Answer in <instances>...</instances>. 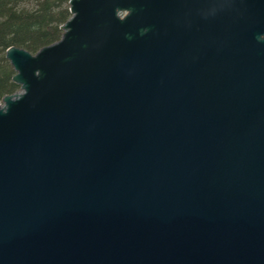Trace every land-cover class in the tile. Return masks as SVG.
<instances>
[{
	"label": "water",
	"instance_id": "obj_1",
	"mask_svg": "<svg viewBox=\"0 0 264 264\" xmlns=\"http://www.w3.org/2000/svg\"><path fill=\"white\" fill-rule=\"evenodd\" d=\"M10 45L0 264H264V0H68Z\"/></svg>",
	"mask_w": 264,
	"mask_h": 264
},
{
	"label": "trees",
	"instance_id": "obj_2",
	"mask_svg": "<svg viewBox=\"0 0 264 264\" xmlns=\"http://www.w3.org/2000/svg\"><path fill=\"white\" fill-rule=\"evenodd\" d=\"M69 16L68 0H0V101L19 89L5 49L14 45L36 52L61 37L60 25Z\"/></svg>",
	"mask_w": 264,
	"mask_h": 264
}]
</instances>
